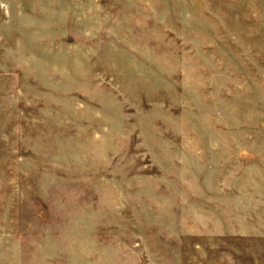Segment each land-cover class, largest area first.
Segmentation results:
<instances>
[{"label": "rangeland", "instance_id": "374dc122", "mask_svg": "<svg viewBox=\"0 0 264 264\" xmlns=\"http://www.w3.org/2000/svg\"><path fill=\"white\" fill-rule=\"evenodd\" d=\"M258 12L0 0V264H242Z\"/></svg>", "mask_w": 264, "mask_h": 264}, {"label": "crops", "instance_id": "0c3cea01", "mask_svg": "<svg viewBox=\"0 0 264 264\" xmlns=\"http://www.w3.org/2000/svg\"><path fill=\"white\" fill-rule=\"evenodd\" d=\"M252 18L243 49L244 115L252 126L242 145V264H264V18Z\"/></svg>", "mask_w": 264, "mask_h": 264}]
</instances>
